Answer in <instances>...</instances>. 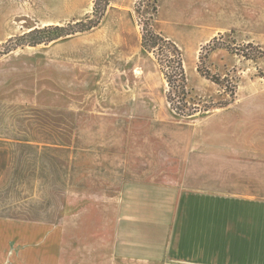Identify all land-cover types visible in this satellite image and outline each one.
<instances>
[{
	"label": "rangeland",
	"instance_id": "1",
	"mask_svg": "<svg viewBox=\"0 0 264 264\" xmlns=\"http://www.w3.org/2000/svg\"><path fill=\"white\" fill-rule=\"evenodd\" d=\"M93 2L0 0V50L31 27L63 26L84 18ZM151 3L135 0L122 17L106 11L89 32L0 55L3 264H178L128 260L106 249L110 234L104 232L102 218L110 215L103 204L108 195L115 198L121 179L116 148L139 138L146 122L181 124L219 109L213 106L230 93L199 75L198 57L219 36V43H253L264 51V17L254 11L252 28L245 32L206 37L197 30L189 32L195 40L176 41L191 99L185 112L196 108L183 117L167 103L169 88L154 54L140 45ZM167 15L172 22L180 20L172 11ZM153 27L160 32L155 22ZM203 67L226 78L229 90L264 89L256 77L264 69L262 61H246L221 49L207 54Z\"/></svg>",
	"mask_w": 264,
	"mask_h": 264
},
{
	"label": "crops",
	"instance_id": "2",
	"mask_svg": "<svg viewBox=\"0 0 264 264\" xmlns=\"http://www.w3.org/2000/svg\"><path fill=\"white\" fill-rule=\"evenodd\" d=\"M134 2L111 0L107 14L122 17ZM254 11L264 17V0H160L155 24L176 44L197 30L245 32ZM144 126L116 148L121 179L103 204L106 249L158 263L264 264V89L237 90L230 106L181 124Z\"/></svg>",
	"mask_w": 264,
	"mask_h": 264
},
{
	"label": "trees",
	"instance_id": "3",
	"mask_svg": "<svg viewBox=\"0 0 264 264\" xmlns=\"http://www.w3.org/2000/svg\"><path fill=\"white\" fill-rule=\"evenodd\" d=\"M159 1L160 0H152L151 13L148 22L145 23L142 29L140 45L144 51L153 53L156 58L160 72L169 88L166 100L171 110L178 116L189 117L194 114L192 111H195L196 108H193L194 110L192 109L191 112H185L188 108L187 104L191 99L188 97L190 92L187 89L181 50L176 44L164 38L160 32L155 31L153 27ZM109 4L110 0H94L92 11L89 14H86L84 18L78 21H71L63 26L31 27L28 32L9 39L3 45V49L0 50V55H4L24 46L36 47L38 45L51 43L65 36L89 32L100 25ZM139 7L137 3L135 5V11L138 14L140 12ZM232 33L233 32H231V34ZM219 37L213 38L203 47L205 55H199L196 70L201 77L211 81L223 90L225 95L230 93L228 99L213 106V108L221 109L230 106L234 102L237 87L229 90L227 84H225L228 82L226 78L211 75L210 72L203 67V61L206 59V55L216 50L224 49L246 61H262L264 63V51L253 43H247L242 46L234 45L235 43L232 46L228 44L225 45L218 42ZM256 77L261 79L264 83V69H259L256 73Z\"/></svg>",
	"mask_w": 264,
	"mask_h": 264
}]
</instances>
